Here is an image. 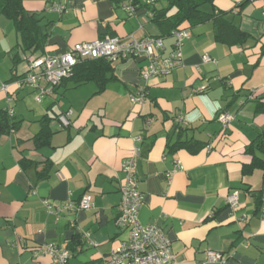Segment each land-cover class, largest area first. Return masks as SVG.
I'll return each instance as SVG.
<instances>
[{"label": "crops", "instance_id": "obj_1", "mask_svg": "<svg viewBox=\"0 0 264 264\" xmlns=\"http://www.w3.org/2000/svg\"><path fill=\"white\" fill-rule=\"evenodd\" d=\"M22 3L39 19L43 47L22 51L12 23L0 16V112L12 109L17 122L0 132V264H51L48 255H34L45 243L67 247L68 264H101L127 238L116 218L122 165L135 147L142 194L138 221L163 229L173 264H264L262 171H242L251 162L246 146L264 128V113L256 111L257 101L264 102V0H213L226 20L247 33L243 45L215 41L213 23L207 21L190 26L183 63L169 74L142 79L144 57L108 60L111 69L102 86L68 77L39 100L37 89L16 83L30 58L63 54L75 43L105 35L161 37L153 11L167 2ZM173 43L165 36L160 55L166 56ZM204 54L211 60L204 62ZM2 82L11 93L1 90ZM139 87L144 99L133 103L129 95ZM67 111L70 124L61 126L58 117ZM222 111L232 116L225 129L218 119ZM43 117L53 132L47 145L37 146L33 137ZM177 139L207 146L194 154L169 152L167 142ZM233 193L236 208L228 202ZM85 195L93 207L77 210ZM46 199L71 208L48 212ZM208 250L221 258L208 261Z\"/></svg>", "mask_w": 264, "mask_h": 264}, {"label": "built area", "instance_id": "obj_2", "mask_svg": "<svg viewBox=\"0 0 264 264\" xmlns=\"http://www.w3.org/2000/svg\"><path fill=\"white\" fill-rule=\"evenodd\" d=\"M55 8L61 9L59 6ZM129 9L130 11L134 10L133 7H129ZM171 36L174 38V43L166 56L160 55V51L164 48L161 37L145 36L138 39L134 35L126 37L105 35L92 41L78 42L63 54H43L30 58L24 76L16 83L18 87L25 84L37 89V99L39 100L43 95L50 94L64 79L68 78L78 62L96 58L113 61L144 57L147 64L140 70L139 74L142 79L164 76L182 65L181 48L184 40L189 37V32L188 29H176L171 32ZM202 59L204 62H208L211 57L204 54ZM9 86L2 82L1 90L9 93ZM144 94V87H139L129 97L133 103L142 102ZM12 113V109L8 110L10 116ZM70 115V111H67L58 117L61 126L66 127L70 124ZM218 118L225 129L232 116L229 113H222ZM139 154V148L135 147L130 157L122 165L124 183L121 186V199L116 223L118 227L127 231V238L117 248L111 250L101 264H173L172 245L163 229L156 224L143 225L138 221L142 194L135 176V158ZM166 178H171L170 172L166 174ZM228 202L233 208H236L238 206L237 194L229 195ZM43 205L51 213H57L65 207L71 208L70 204H53L47 199L43 201ZM92 207L93 203L86 195L79 199L76 206L77 210H86ZM261 209L264 211V196L261 201ZM41 254L48 255L51 264H68L71 256L67 247L51 243L42 244L34 249L36 257ZM206 256L208 261H215L220 259L222 254L208 250Z\"/></svg>", "mask_w": 264, "mask_h": 264}, {"label": "trees", "instance_id": "obj_3", "mask_svg": "<svg viewBox=\"0 0 264 264\" xmlns=\"http://www.w3.org/2000/svg\"><path fill=\"white\" fill-rule=\"evenodd\" d=\"M112 1L118 2V0ZM166 2L167 6L153 11L152 18V21L165 34L160 35L161 38L171 35L173 30L189 29L190 26L211 21L214 27L215 41L229 45H243L248 39L247 33L224 18L223 15L226 12L214 7L213 0H166ZM208 5H210V9H207ZM172 8L174 10L169 12ZM0 16H4L12 23L19 35L18 45L22 51H36L43 47V37L39 34V19L34 13L24 8L22 0H0ZM110 69L111 65L108 59H84L74 66L69 77L76 84L93 80L100 81L99 84L102 86L105 79V71ZM256 111L264 113L263 101H257ZM222 113L226 112L222 111L219 115ZM41 122L43 123L41 129L33 137V141L37 146L47 145L53 132L47 124V117L41 118ZM16 123L12 121L8 110L0 112V132H7L9 129L15 128L17 126ZM166 146L169 152L185 149L189 153L194 154L205 148L207 143L198 140L177 139L172 143L167 142ZM245 152L251 156V162L244 165L242 171L249 173L255 168L260 169L264 180V128L246 146Z\"/></svg>", "mask_w": 264, "mask_h": 264}, {"label": "rangeland", "instance_id": "obj_4", "mask_svg": "<svg viewBox=\"0 0 264 264\" xmlns=\"http://www.w3.org/2000/svg\"><path fill=\"white\" fill-rule=\"evenodd\" d=\"M1 19H4L5 21L9 22V20H7L4 16H1ZM136 58H139V57H136Z\"/></svg>", "mask_w": 264, "mask_h": 264}]
</instances>
